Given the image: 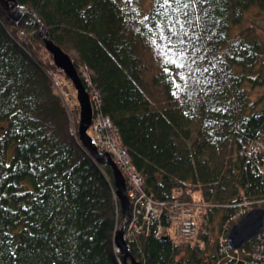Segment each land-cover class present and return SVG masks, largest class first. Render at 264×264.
I'll return each instance as SVG.
<instances>
[{
    "label": "trees",
    "instance_id": "1",
    "mask_svg": "<svg viewBox=\"0 0 264 264\" xmlns=\"http://www.w3.org/2000/svg\"><path fill=\"white\" fill-rule=\"evenodd\" d=\"M16 2L37 13L98 95L93 116L116 128L146 193L192 210L194 239L176 244L166 216L161 237L127 242L132 255L141 264H225L213 213L224 221L264 208V160L248 155L264 145V40L251 27L232 32L264 0H196L180 15L191 21L179 37L183 56L178 37L158 38V24L171 36L161 0L147 11L143 0ZM49 55L38 22L14 20L0 4V264H124L112 169L79 141L78 124L71 131L53 79L63 92L73 84Z\"/></svg>",
    "mask_w": 264,
    "mask_h": 264
},
{
    "label": "built area",
    "instance_id": "2",
    "mask_svg": "<svg viewBox=\"0 0 264 264\" xmlns=\"http://www.w3.org/2000/svg\"><path fill=\"white\" fill-rule=\"evenodd\" d=\"M93 98V103L98 106L99 100L96 93ZM89 134L103 150L114 156L123 175L127 177H125L126 193L131 207L130 224L125 229L127 241L140 235L161 237L164 230L163 221L166 218L164 214L169 210L173 212L172 226L176 228V237L173 240L176 244L190 241L196 236L197 226L192 210L187 204L179 200L172 203L156 201L146 193L142 177L134 170L126 149L119 145L117 131L108 118L99 113L92 116ZM248 155L264 160V145L256 143L248 151ZM245 212L244 208H239L233 217L237 219ZM255 239L248 248L237 250H231L228 245L222 243L221 253L224 263L264 264V228Z\"/></svg>",
    "mask_w": 264,
    "mask_h": 264
},
{
    "label": "water",
    "instance_id": "3",
    "mask_svg": "<svg viewBox=\"0 0 264 264\" xmlns=\"http://www.w3.org/2000/svg\"><path fill=\"white\" fill-rule=\"evenodd\" d=\"M0 4L14 20H18L23 15L28 14L38 22L39 36L42 38L46 50L51 54L55 65L71 80L76 90L80 107V121L78 124L79 141L99 164L109 166L113 172L115 192L122 210V222L120 227L116 230L114 243L123 255L124 264H141L132 255L128 243L125 240V229L130 216V200L126 193L125 177L111 155L107 152H100L92 137L87 133L91 126L93 114L90 95L84 87L71 58L50 40L43 22L35 11L28 7L18 5L16 0H0ZM263 226L264 208H254L230 227L226 236V243L230 249H239L247 242L251 241L260 232ZM164 238L166 239L167 237Z\"/></svg>",
    "mask_w": 264,
    "mask_h": 264
},
{
    "label": "rangeland",
    "instance_id": "4",
    "mask_svg": "<svg viewBox=\"0 0 264 264\" xmlns=\"http://www.w3.org/2000/svg\"><path fill=\"white\" fill-rule=\"evenodd\" d=\"M150 3H151V0H143V6L145 8V11H147L149 9ZM249 27L252 28L251 29L252 34L256 35L260 40H264V9H260L257 6H252L249 9H247L245 14H244L243 19L241 20V22L239 24L233 26L232 32L239 33L241 30L249 28ZM18 33L20 36L24 35L23 31H20ZM44 57H46V55H44ZM82 74H83V76H85L87 78L86 72H83ZM54 77L55 78L53 79V83L57 87L59 93L62 95V98L64 99V102H65V106H66L68 117H69L71 131L75 132V130L77 128L75 123L79 124V121H80V107H79L78 100H77L76 90H75V88H73L74 87L73 86V87H71L72 89L69 88V89H67V91H64V92L61 91V89H60V86L62 85L61 78H59L57 74H55ZM260 90H259L260 93L264 92V89H260ZM257 93H258V91H255L253 93L252 97H255ZM93 94H95V93L93 91H91L89 95H93ZM92 103H93V101H92ZM93 105H94V107L96 106L94 103H93ZM93 105H92V108H93ZM92 113H93V109H92ZM92 116H93V114H92ZM90 128H91V126L89 127V129ZM89 129L87 131L88 135H90ZM95 144H96V146L100 152H102V153L106 152L105 150H103L99 146V144H97L96 142H95ZM110 155H111L112 159L115 161L116 159L114 158V156L112 154H110ZM115 163H116V161H115ZM117 166H118V164H117ZM120 170L122 172V169H120ZM124 177H126V176H124ZM195 196H196V198H198L199 195L198 196L195 195ZM212 218H213V225L211 226V237L213 238V241H214L213 246L216 247L217 244L218 245L220 244V246H221L222 243H225L226 245H228L226 243V239L224 237H226V235H227V233L231 227L230 223L232 221H235L236 219L233 216H231L229 220L226 219L223 221L219 212L213 213ZM170 234H171L172 238L176 237V228L174 225L170 228ZM224 239H225V242H224ZM216 250H218V254H220L221 250H219V248L217 249V247H216Z\"/></svg>",
    "mask_w": 264,
    "mask_h": 264
},
{
    "label": "snow or ice",
    "instance_id": "5",
    "mask_svg": "<svg viewBox=\"0 0 264 264\" xmlns=\"http://www.w3.org/2000/svg\"><path fill=\"white\" fill-rule=\"evenodd\" d=\"M196 0H161L158 4V7L163 9V14L167 20V31L171 33V36L165 34V29L161 25H157L159 29L158 38L161 40H167L168 45H172V36L178 37L176 43L180 45V55L183 56L184 52L187 51L183 46L185 41L182 38H179L181 35L187 36L186 25L190 24L191 21L181 20L180 15L183 13L184 16H187V12H184V9L194 6ZM175 5V7H173ZM171 12L172 15H168ZM147 19V17H146ZM155 43V40L152 41ZM171 50V49H169ZM183 66V65H181Z\"/></svg>",
    "mask_w": 264,
    "mask_h": 264
},
{
    "label": "bare ground",
    "instance_id": "6",
    "mask_svg": "<svg viewBox=\"0 0 264 264\" xmlns=\"http://www.w3.org/2000/svg\"><path fill=\"white\" fill-rule=\"evenodd\" d=\"M42 39V38H41ZM93 96H94V94L93 95H90V100H91V105H93L92 104V101L94 102V98H93ZM97 98H98V95H97ZM98 100H99V98H98ZM113 126V125H112ZM114 127V126H113ZM115 128V127H114ZM116 129V128H115ZM117 131V130H116ZM117 136H118V133H117ZM118 139V138H117ZM120 169V168H119ZM125 181H126V179H125ZM126 185H127V181H126ZM130 215H131V207H130ZM165 216H172L173 215V212L172 211H166V214H164ZM130 220H131V216H129V219H128V222H127V225L128 224H130L129 222H130ZM165 220V219H164ZM126 225V226H127ZM125 237H126V235H125ZM127 238V237H126ZM125 238V240L127 241V239ZM128 242V241H127Z\"/></svg>",
    "mask_w": 264,
    "mask_h": 264
}]
</instances>
